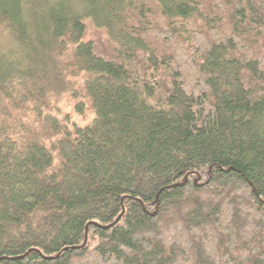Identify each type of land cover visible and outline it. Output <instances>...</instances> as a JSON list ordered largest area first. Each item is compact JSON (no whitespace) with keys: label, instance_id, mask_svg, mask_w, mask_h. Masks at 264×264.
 I'll return each instance as SVG.
<instances>
[{"label":"trees","instance_id":"16d2710c","mask_svg":"<svg viewBox=\"0 0 264 264\" xmlns=\"http://www.w3.org/2000/svg\"><path fill=\"white\" fill-rule=\"evenodd\" d=\"M0 24V264H264V0Z\"/></svg>","mask_w":264,"mask_h":264},{"label":"rangeland","instance_id":"374dc122","mask_svg":"<svg viewBox=\"0 0 264 264\" xmlns=\"http://www.w3.org/2000/svg\"><path fill=\"white\" fill-rule=\"evenodd\" d=\"M6 29L2 26V24H0V52L2 51H6V49L9 46V43H7L6 38Z\"/></svg>","mask_w":264,"mask_h":264}]
</instances>
